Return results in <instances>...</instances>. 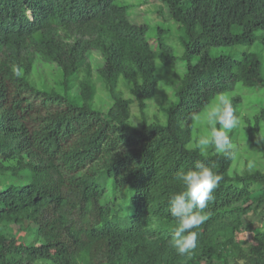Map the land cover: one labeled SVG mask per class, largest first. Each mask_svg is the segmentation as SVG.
Here are the masks:
<instances>
[{
    "label": "trees",
    "instance_id": "trees-1",
    "mask_svg": "<svg viewBox=\"0 0 264 264\" xmlns=\"http://www.w3.org/2000/svg\"><path fill=\"white\" fill-rule=\"evenodd\" d=\"M162 2L135 23L116 0H0V264H264V163L233 170L198 120L264 91V0ZM162 68L172 93L150 120ZM262 99L244 138L264 159ZM196 161L222 179L181 256L169 199Z\"/></svg>",
    "mask_w": 264,
    "mask_h": 264
},
{
    "label": "clouds",
    "instance_id": "clouds-1",
    "mask_svg": "<svg viewBox=\"0 0 264 264\" xmlns=\"http://www.w3.org/2000/svg\"><path fill=\"white\" fill-rule=\"evenodd\" d=\"M207 116L212 129L210 135L200 139L201 147L213 145L217 152L234 154L235 148L228 133L239 126L240 118L230 101L221 97ZM216 124L219 128L215 127ZM177 179L183 190L169 199L170 214L177 221L169 243L177 254L184 256L190 255L197 247L198 233L194 229L206 219L203 210L214 199V191L222 177L214 172L213 166L196 161L187 171L178 172Z\"/></svg>",
    "mask_w": 264,
    "mask_h": 264
},
{
    "label": "rangeland",
    "instance_id": "rangeland-1",
    "mask_svg": "<svg viewBox=\"0 0 264 264\" xmlns=\"http://www.w3.org/2000/svg\"><path fill=\"white\" fill-rule=\"evenodd\" d=\"M121 3H131L133 5H136L134 9L132 10V16L131 19L135 23H142L144 19L146 18H152L155 20V14L154 10L158 6H162L164 11L166 12V8L164 6V3L162 0H116ZM175 27L177 25L173 24ZM92 60L94 61V65H100L102 63L101 58L99 54L95 51L92 52ZM181 66H177V69L180 70ZM48 74V75H47ZM44 77L47 79L51 86H54V81L56 79H60V77L53 75L52 73H47ZM160 74V85L158 88L157 95L149 101V108H148V115L149 119L152 120L155 118L156 114H160L161 106L165 104L166 99H168L171 96L172 93V85H170L171 79L173 76L170 74V72L167 69L162 68ZM97 76V75H96ZM97 80V77L95 78ZM98 86V85H97ZM122 89L123 86H121ZM60 90V88H57ZM71 93L73 95L78 94V86L74 85V87L71 90ZM264 91L259 90H241V98H242V104H241V110L239 114L240 118V124L237 127V133L233 137V145L235 148V161L233 164V170H236L238 172H245L246 170H252L258 164L264 163V159L255 152L251 146H249L248 141L244 138V127H245V118L250 117L253 115L254 111L256 110L257 105H260L263 103V96ZM102 95L105 97L104 89L102 87L98 86V93L94 99L95 106H98L99 108L106 109L109 104L110 100L102 97ZM126 96H129L128 93H126ZM211 108H209L207 111L204 112L203 115L198 117L199 122L201 123V129H202V137H206L210 135L212 124L208 120V112ZM133 112H137V108L135 105H133ZM264 223V212L262 221H257L256 224ZM12 230L14 234L19 237V239L32 241L33 234L26 229H20L18 225H13Z\"/></svg>",
    "mask_w": 264,
    "mask_h": 264
}]
</instances>
